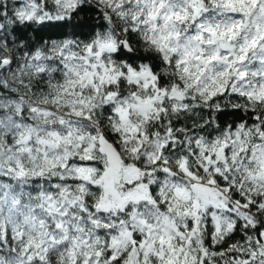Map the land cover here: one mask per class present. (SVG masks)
Here are the masks:
<instances>
[{
	"label": "snow or ice",
	"instance_id": "6c2138e0",
	"mask_svg": "<svg viewBox=\"0 0 264 264\" xmlns=\"http://www.w3.org/2000/svg\"><path fill=\"white\" fill-rule=\"evenodd\" d=\"M0 264H264V0H0Z\"/></svg>",
	"mask_w": 264,
	"mask_h": 264
},
{
	"label": "trees",
	"instance_id": "16d2710c",
	"mask_svg": "<svg viewBox=\"0 0 264 264\" xmlns=\"http://www.w3.org/2000/svg\"><path fill=\"white\" fill-rule=\"evenodd\" d=\"M229 119H230V117H229Z\"/></svg>",
	"mask_w": 264,
	"mask_h": 264
}]
</instances>
